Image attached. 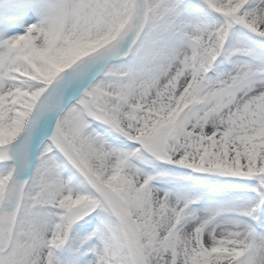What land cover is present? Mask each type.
I'll return each mask as SVG.
<instances>
[{
  "label": "snow or ice",
  "instance_id": "obj_1",
  "mask_svg": "<svg viewBox=\"0 0 264 264\" xmlns=\"http://www.w3.org/2000/svg\"><path fill=\"white\" fill-rule=\"evenodd\" d=\"M0 264H264V0H0Z\"/></svg>",
  "mask_w": 264,
  "mask_h": 264
}]
</instances>
